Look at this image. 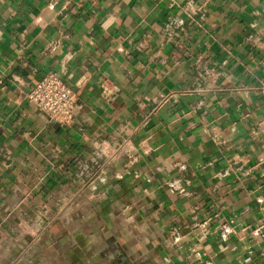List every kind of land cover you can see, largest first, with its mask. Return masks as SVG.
I'll return each instance as SVG.
<instances>
[{"label":"crops","instance_id":"0c3cea01","mask_svg":"<svg viewBox=\"0 0 264 264\" xmlns=\"http://www.w3.org/2000/svg\"><path fill=\"white\" fill-rule=\"evenodd\" d=\"M0 264H264V0H0Z\"/></svg>","mask_w":264,"mask_h":264},{"label":"built area","instance_id":"2783aa9c","mask_svg":"<svg viewBox=\"0 0 264 264\" xmlns=\"http://www.w3.org/2000/svg\"><path fill=\"white\" fill-rule=\"evenodd\" d=\"M157 103L162 106L169 97ZM26 100L50 120L61 126L69 125L81 110L72 89L55 73L44 75L25 95Z\"/></svg>","mask_w":264,"mask_h":264}]
</instances>
